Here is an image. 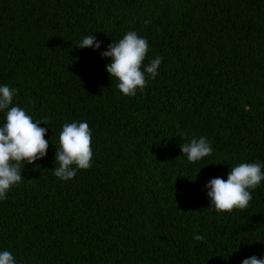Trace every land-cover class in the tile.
I'll list each match as a JSON object with an SVG mask.
<instances>
[{
  "label": "trees",
  "instance_id": "1",
  "mask_svg": "<svg viewBox=\"0 0 264 264\" xmlns=\"http://www.w3.org/2000/svg\"><path fill=\"white\" fill-rule=\"evenodd\" d=\"M129 31L149 43L145 66L162 57L135 96L101 57ZM89 35L100 49L76 47ZM2 85L49 142L0 200V252L16 264L264 259V181L231 213L206 188L240 163L264 165V0H0ZM72 122L91 129L92 166L65 182L55 158ZM201 136L213 152L189 162L180 145Z\"/></svg>",
  "mask_w": 264,
  "mask_h": 264
},
{
  "label": "clouds",
  "instance_id": "2",
  "mask_svg": "<svg viewBox=\"0 0 264 264\" xmlns=\"http://www.w3.org/2000/svg\"><path fill=\"white\" fill-rule=\"evenodd\" d=\"M150 21H145V24ZM76 47L100 49L101 43L94 35L85 36ZM149 51V43L136 32L129 31L118 42L111 43L101 53L102 58H110L106 71L111 79L118 81L117 87L125 96H135L137 90L143 91L147 81L158 75L162 57L157 56L145 66L144 61ZM18 90L7 85L0 86V111H6V122L0 127V200L7 199V193L22 182L21 172L27 164L47 155L49 142L44 138L47 129L39 125L19 106H12L13 97ZM47 124V122H43ZM92 133L87 122L66 123L59 135V149L56 152L54 175L63 181L76 176L77 169L87 170L92 164ZM182 154L189 162L195 163L209 156L213 148L206 137L193 138L180 145ZM75 166V167H73ZM264 165L240 163L231 168L227 179H210L206 188L211 206L218 213H231L234 209L244 210L252 200L250 190H255L264 181ZM193 238L202 241L201 235ZM0 264H16L11 252H0ZM241 264H264V259L251 256Z\"/></svg>",
  "mask_w": 264,
  "mask_h": 264
}]
</instances>
